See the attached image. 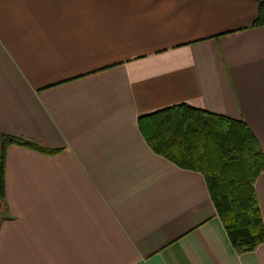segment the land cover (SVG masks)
Masks as SVG:
<instances>
[{
  "label": "crops",
  "instance_id": "crops-1",
  "mask_svg": "<svg viewBox=\"0 0 264 264\" xmlns=\"http://www.w3.org/2000/svg\"><path fill=\"white\" fill-rule=\"evenodd\" d=\"M256 0H0V264H264L230 245L201 173L138 118L189 107L245 122L264 160ZM264 167V166H263ZM264 225V168L254 183Z\"/></svg>",
  "mask_w": 264,
  "mask_h": 264
},
{
  "label": "trees",
  "instance_id": "trees-1",
  "mask_svg": "<svg viewBox=\"0 0 264 264\" xmlns=\"http://www.w3.org/2000/svg\"><path fill=\"white\" fill-rule=\"evenodd\" d=\"M253 26L264 25V0H256ZM150 148L178 167L204 177L208 195L230 245L250 251L264 241V225L254 183L263 170V153L244 121L176 104L137 120ZM15 143L36 150L26 139L0 134V201L5 193V149Z\"/></svg>",
  "mask_w": 264,
  "mask_h": 264
},
{
  "label": "built area",
  "instance_id": "built-area-1",
  "mask_svg": "<svg viewBox=\"0 0 264 264\" xmlns=\"http://www.w3.org/2000/svg\"><path fill=\"white\" fill-rule=\"evenodd\" d=\"M133 264H142V263H140V262H136V263H133Z\"/></svg>",
  "mask_w": 264,
  "mask_h": 264
}]
</instances>
